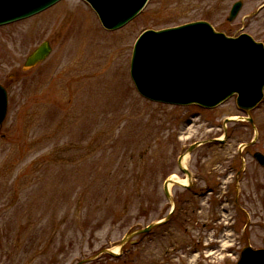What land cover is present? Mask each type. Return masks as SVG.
Returning a JSON list of instances; mask_svg holds the SVG:
<instances>
[{"label":"rangeland","instance_id":"obj_1","mask_svg":"<svg viewBox=\"0 0 264 264\" xmlns=\"http://www.w3.org/2000/svg\"><path fill=\"white\" fill-rule=\"evenodd\" d=\"M237 1L243 7L229 22ZM263 4L150 0L134 22L107 32L88 4L66 0L0 28V84L8 92L0 129V264H40L45 251L65 254L61 264H237L248 245L264 249L263 169L253 159L264 154V103L250 114L255 127H247L235 98L212 111L156 104L140 97L130 78L133 46L144 31L207 21L229 37L264 42ZM44 42L50 57L25 70ZM184 154L192 188L173 185L169 206L164 183L168 175L184 178ZM243 169L241 183L263 190L260 210L247 214L230 203ZM171 210L183 236L167 241L161 224L130 239L124 255L100 254L119 253L132 228Z\"/></svg>","mask_w":264,"mask_h":264},{"label":"water","instance_id":"obj_2","mask_svg":"<svg viewBox=\"0 0 264 264\" xmlns=\"http://www.w3.org/2000/svg\"><path fill=\"white\" fill-rule=\"evenodd\" d=\"M57 1L0 0V25L33 15ZM87 1L103 25L114 30L131 21L148 0ZM240 8L241 3L233 7L230 20ZM50 53L49 43H43L27 58L25 67L35 66ZM131 75L140 93L155 101L213 108L237 95L238 107L248 111L263 97L264 48L247 35L229 38L217 33L206 22L147 31L134 47ZM6 113L7 92L0 85V126ZM256 159L264 166L262 155L257 154ZM154 226L139 233H148ZM105 253L116 256L108 250ZM238 264H264V251L246 247Z\"/></svg>","mask_w":264,"mask_h":264},{"label":"flooded vegetation","instance_id":"obj_3","mask_svg":"<svg viewBox=\"0 0 264 264\" xmlns=\"http://www.w3.org/2000/svg\"><path fill=\"white\" fill-rule=\"evenodd\" d=\"M261 43L264 44V42H261ZM244 170L245 169H243V171ZM243 171L238 172L236 175L234 185L232 186L234 188L233 189L234 198H233V201L230 203H231V206L237 207L240 209V211L247 214V213L253 211L255 208L260 210V206H261L262 201H263L262 195L260 193L263 190L260 189V190L256 191L255 188L250 190L251 185H248V184L246 185L245 183L243 185L241 182L246 181V179L244 177H240L242 175V173L244 176ZM191 188H190V190H191ZM209 188H211V187L209 186ZM209 188H207V190H209ZM229 193H232V192L229 190ZM255 193H257V194H255ZM231 198L229 200H231ZM228 205H229V202H228ZM254 214H255V212H253V215ZM172 216H173V214H172ZM172 216L170 217L171 219L168 221V223L165 225L164 239H166L167 241L173 240L176 234L180 235V236H183L185 234V228L184 227H178L180 224L172 222ZM180 223L184 224V222H180ZM249 223L250 222H248V224ZM177 227L180 231H182V233L178 232V230L176 229ZM177 238H178V236H177ZM64 250L65 249L62 248V251H64ZM64 256H65V254H56V255H50L49 256V253H47V252H44V253L38 255V257L41 259L40 264H61L62 258ZM83 261L84 260L80 261L78 264H80Z\"/></svg>","mask_w":264,"mask_h":264},{"label":"bare ground","instance_id":"obj_4","mask_svg":"<svg viewBox=\"0 0 264 264\" xmlns=\"http://www.w3.org/2000/svg\"><path fill=\"white\" fill-rule=\"evenodd\" d=\"M186 158H187V157H185V158H184V160H183V164L185 163V160H186ZM171 182H172V183L170 184V186H169V187H172V185H173V182L186 183V181H185V180H181V179H178V180H176V179H172V180H171ZM116 250H117V249H116Z\"/></svg>","mask_w":264,"mask_h":264}]
</instances>
